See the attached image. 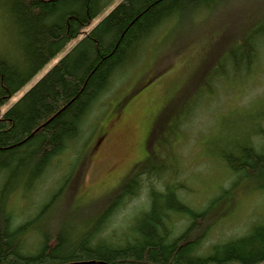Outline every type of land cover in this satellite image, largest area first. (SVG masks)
Returning <instances> with one entry per match:
<instances>
[{"label":"trees","instance_id":"16d2710c","mask_svg":"<svg viewBox=\"0 0 264 264\" xmlns=\"http://www.w3.org/2000/svg\"><path fill=\"white\" fill-rule=\"evenodd\" d=\"M120 0L87 35L72 47L9 109L0 113V173L5 185L38 178L52 159L79 135V123L118 73L145 60L157 38L172 22H197L203 14L230 10L224 28L239 22L240 32H226L218 42L224 66L246 79L260 69L264 58V0ZM110 0H1L7 15L8 39L0 50V106L23 87L64 45L83 33L91 19ZM263 5V8H261ZM244 6V7H245ZM261 6V7H260ZM232 15V16H231ZM250 22V23H249ZM12 30V31H11ZM214 34H210L214 39ZM212 41V40H211ZM220 43V44H219ZM258 63V64H257ZM263 70V69H262ZM228 72V71H227ZM226 70L207 93L215 101L217 86L229 80ZM215 73V72H212ZM224 81V82H225ZM210 85V84H209ZM225 91L233 94V88ZM224 92V91H223ZM238 114V113H237ZM198 120V118H197ZM253 132L229 145L220 158L232 172L227 186L201 210L189 204L188 194L172 177L135 165L110 195V209L91 221L78 219L41 232V249L21 253L28 222L16 223L0 193V264H255L264 262V223L246 236H226L207 249V237L224 218L219 202L239 190L264 191V106L239 116ZM184 119L178 126H183ZM243 123V127H244ZM257 136V138H256ZM168 149V143L166 145ZM25 180V181H24ZM27 184V183H26ZM145 191L132 218L116 219ZM50 204L38 212V222ZM123 208V209H122ZM110 212V233L105 231ZM185 220L183 223L182 220ZM93 224V223H92ZM44 227V226H43ZM110 234V243L104 242Z\"/></svg>","mask_w":264,"mask_h":264},{"label":"rangeland","instance_id":"374dc122","mask_svg":"<svg viewBox=\"0 0 264 264\" xmlns=\"http://www.w3.org/2000/svg\"><path fill=\"white\" fill-rule=\"evenodd\" d=\"M119 1L110 0L91 24H97ZM240 3L238 9L253 7L250 4L245 6L249 3L247 0ZM224 11L203 14L193 24H168L145 60L137 65L133 62L114 77L101 115L93 121L97 125L93 134L78 143L76 149L68 148L47 170L56 169L61 161L60 174L64 179L69 178L73 188L83 197L79 199L75 191L70 197L71 192L66 191L58 201L50 204V210L38 222L39 226H47L52 218L66 219V223L71 225L76 219L89 223L96 217L101 202L106 201L108 194L117 189L137 164L151 171H160L162 167L169 172L178 170L176 181L187 192L189 204L197 210L205 207L224 189L232 172L219 156L222 151L233 153L227 149L228 146L241 142L242 133L253 132L251 123L240 121L239 116L255 113L264 106V58L261 71H252L242 81L232 75L230 68L224 67L229 80L224 78L223 86L216 87L218 96L215 101L206 102L208 94H203L202 100L197 98L200 93H207L205 84L208 79L221 77L218 74L223 70L225 55L220 54L217 47L220 37L226 32H240L239 22L224 28L222 20L232 13L226 8ZM6 39L0 17V50ZM71 46L69 42L1 105L0 113L9 109ZM124 74L131 75L126 82L121 80ZM225 88H233V94L228 95ZM189 115L194 117L189 118ZM185 117L188 118L186 124L178 126L179 120ZM91 132L90 129L85 136ZM52 174L50 170L46 174L47 179ZM5 178L4 175L0 179V189ZM144 193L117 213V221L122 219V212L141 205ZM14 196V203L10 206L19 213L25 211V218L32 217L42 205L51 201L48 195H44L31 205L22 190ZM217 207L227 209V213L210 231L206 247L212 242H223L228 238L226 236L244 237L253 226L264 223V191L239 190L235 196L222 199ZM13 214L21 219L20 214Z\"/></svg>","mask_w":264,"mask_h":264},{"label":"bare ground","instance_id":"6f19581e","mask_svg":"<svg viewBox=\"0 0 264 264\" xmlns=\"http://www.w3.org/2000/svg\"><path fill=\"white\" fill-rule=\"evenodd\" d=\"M0 3H1V0H0ZM110 3V2H109ZM109 3L106 5V6H108L109 5ZM105 6V7H106ZM104 7V8H105ZM103 8V9H104ZM102 9V10H103ZM101 10V11H102ZM0 17H1V20H3V28H4V31L6 32V37H7V39H8V36H7V29H6V26H7V24H6V22H5V20H6V18H7V15L4 13V11H3V9H2V7L0 6ZM96 17V16H95ZM94 17V18H95ZM93 18V19H94ZM5 19V20H4ZM93 19H91L90 21H89V23H88V25L86 26V27H84L83 28V33L82 34H80L77 38H72V39H70L65 45H64V47L69 43V42H71V44H72V46H71V48L72 47H74L78 42H79V40L82 38V37H84L85 35H87L88 34V32L96 25H92L91 24V22H92V20ZM103 19V18H102ZM101 19V20H102ZM100 20V21H101ZM99 23V22H98ZM12 31V30H11ZM235 33H239V31H237V32H235ZM7 39H6V41H7ZM6 41H5V44H6ZM63 47V48H64ZM62 48V49H63ZM70 48V49H71ZM4 49V47H2V50ZM69 49V50H70ZM1 50V51H2ZM61 51V50H60ZM59 51V52H60ZM2 52H6L5 50L4 51H2ZM69 52V51H68ZM67 52V53H68ZM66 54V53H65ZM64 54V55H65ZM63 55V56H64ZM62 56V57H63ZM61 57V58H62ZM53 58V57H52ZM60 58V59H61ZM59 59V60H60ZM140 61H142V59H141V57L140 58H138V61H137V63L138 62H140ZM137 63H136V65H137ZM56 64V63H55ZM54 64V65H55ZM135 65V66H136ZM135 66H133L132 68H134ZM44 67V66H43ZM42 67V68H43ZM41 68V69H42ZM51 69V68H50ZM48 71V70H47ZM46 71V72H47ZM45 72V73H46ZM38 73V72H37ZM36 73V74H37ZM44 73V74H45ZM35 74V75H36ZM43 74V75H44ZM34 75V76H35ZM42 75V76H43ZM33 76V77H34ZM41 76V77H42ZM40 77V78H41ZM39 78V79H40ZM131 78V75L130 74H127V75H123V76H121V80L123 81V82H126L128 79H130ZM38 79V80H39ZM37 80V81H38ZM36 81V82H37ZM35 82V83H36ZM213 81L211 80L210 81V79H208L207 80V83L205 84V86H209L210 88L213 86V83H212ZM34 83V84H35ZM33 84V85H34ZM210 84V85H209ZM32 85V86H33ZM31 86V87H32ZM30 87V88H31ZM22 88V87H21ZM20 88V89H21ZM29 88V89H30ZM19 89V90H20ZM28 89V90H29ZM27 90V91H28ZM108 92H110V82H109V86H108V88H107V90L100 96V98L98 99V101H96V103H94V106L90 109V111H89V113H87V114H85L84 116H83V118H82V120H81V122L79 123V126H78V128H79V135L77 136V138H75L62 152H60L58 155H56L53 159H52V161L49 163V165H48V167L45 169V171L38 177V178H35V179H33V180H27L25 183H20V182H18V181H16V183H14V184H10V185H5L4 184V186H3V188H1L0 189V193H1V190H3L2 192H3V194H4V197H5V202H6V211L7 212H9V214H13V212H15V213H17V214H20V217H21V219L20 220H18L17 219V217L13 214V216H14V218H15V221H16V223H20V222H28L29 224V227H28V234H27V236H26V238H25V240L23 241V243L20 245V247H21V253H24V254H26V256H31V255H35L40 249H41V246H42V235H41V232H40V228H41V231H43V229H45V230H47L48 229V227H50V226H54L55 224H52V223H55V221H56V223H58V222H66V219L64 220L63 219V221H61L60 219H56V218H52L50 221H49V224L47 225V226H39L38 225V220H35V218H37V216H38V212L41 210V209H43L45 206H47V204H52V203H54V202H56V201H58L59 199H60V197L67 191V192H71L70 193V197H72V195H73V193H72V191L74 192H76V195H79L78 196V198L79 199H81L82 197H83V195H82V193H80L79 191H77V190H75L74 188H73V184H71L70 182H69V178L68 179H64V177L60 174V168H61V161H60V164H59V166L56 168V169H50V170H52L53 171V174H52V176H51V178H49V179H47L48 177L46 176V174L50 171H48L47 172V170L49 169V167L51 166V164L53 163V161L56 159V158H59V157H62L63 156V153H65L66 151H67V149L68 148H70V149H76V147H77V145H78V143H80L82 140H84V139H86L87 137H89V136H91L92 134H93V131L95 130V128H97V125L96 124H94L93 123V121L96 119V121L99 119L98 117L101 115V109H102V106H103V103H104V101H105V99H106V94L108 93ZM16 93V92H15ZM16 103V102H15ZM189 118H191L192 116H188ZM194 117V116H193ZM192 117V118H193ZM188 118L187 117H185L184 118V120H187ZM195 119L197 120V116L195 117ZM189 120H191V119H189ZM93 124H94V126H93ZM92 130V132L91 133H89L87 136H85V134L87 133V131H89V130ZM103 138V137H102ZM101 138V139H102ZM61 159V158H60ZM62 160V159H61ZM178 171V170H177ZM177 171L175 172V174H173L172 175V177L175 179L176 178V175L178 174L177 173ZM46 176V177H45ZM4 177V174H1L0 173V179L1 178H3ZM56 177V178H55ZM25 181V180H24ZM5 182V181H4ZM27 183V184H26ZM44 186V187H43ZM20 190H22L23 192H24V198L26 199V200H28L29 202H30V204L31 205H33V203L34 202H36L39 198H41L42 196H44V195H48L50 198H51V201L49 202V203H46V204H44V205H42L40 208H39V210L32 216V217H30V218H25V211H21V213H19V211L17 210H15L14 211V209L13 208H11V206H10V204H12V202L14 203V201H13V199L15 198V196H14V193H17V191H20ZM249 190V189H248ZM252 190H254V189H252ZM82 207V206H81ZM80 207V208H81ZM13 209V210H12ZM83 209H84V206H83ZM110 209V193L108 194V196H107V199H106V201H103V202H101V204L99 205V210L97 211V214H96V217L94 218V219H92V221H91V227L96 223V221L98 220V218L97 217H99L101 214H103V213H105L106 211H108ZM48 210H50V205H49V207H48V209L46 210V212L48 211ZM46 212L44 213V215H43V218L45 217V214H46ZM122 217L121 218H132L133 217V211H132V209L130 210V211H126V212H122ZM107 217V221H106V223H105V231L108 233H110V212L108 213V215L106 216ZM42 218V219H43ZM77 220V219H76ZM75 220V221H76ZM41 221V220H40ZM93 223V224H92ZM76 224V222H73L72 223V226H77V225H75ZM106 233V234H107ZM107 238H105V240H103L104 242H108V243H110V234H107ZM26 240H27V242H26ZM219 241V240H218ZM217 242H212L211 244H208L207 245V247H209V246H212V245H214V244H216ZM209 251H210V249H209Z\"/></svg>","mask_w":264,"mask_h":264}]
</instances>
